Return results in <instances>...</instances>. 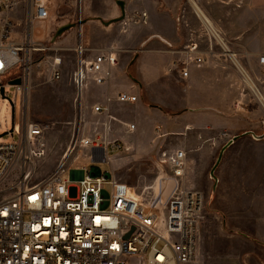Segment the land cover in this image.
Instances as JSON below:
<instances>
[{
	"label": "rangeland",
	"instance_id": "rangeland-1",
	"mask_svg": "<svg viewBox=\"0 0 264 264\" xmlns=\"http://www.w3.org/2000/svg\"><path fill=\"white\" fill-rule=\"evenodd\" d=\"M123 1L127 4V16L121 21L105 26L100 20L106 21L120 15L115 0H52L51 6L56 10H52L45 19L34 18L31 31L34 42L50 43L62 48L61 79L50 80L47 63L35 64L30 71L27 90L19 96V107L16 104L17 93L14 85L7 84L9 76L0 81L4 85V97L0 95V143L19 140L18 131H6L15 125L22 134L24 117L28 122L38 123L42 127V135L38 137L37 142L43 143L45 154L35 162L33 181L44 179L54 172L67 146L75 138L91 134L98 128L99 122L107 118L103 114L85 112V104L91 106L95 100L84 98L82 91L78 96L77 90L69 80V73L74 64L70 48L78 38L90 48L112 47L116 50L118 67L110 82L136 84L133 78L138 81L139 75L135 61L131 60L147 35L152 32L160 33L176 40L179 24L182 26L180 32L186 31L183 20H186L191 12L185 2L184 5L180 2L181 14L180 18L176 19L177 4L171 3V0H167V3L159 0ZM259 3L264 9V0H257V4ZM164 4L174 8V11L165 9ZM134 11H145L146 21L133 18ZM181 15H184V18ZM191 16L190 21L187 20L188 24L199 33L200 24L193 14ZM65 23L75 25L63 31L52 42L56 29ZM215 24L226 30L220 22ZM230 29L236 30L234 26ZM163 48L167 46L163 45ZM221 61L230 71V74L226 75L230 85L235 87L234 90L238 94H243L241 96L247 104L246 109H235L231 106L233 91L230 92V99L220 97L203 101L211 107L201 109L200 117L190 123L193 125L191 130L167 133L165 131L169 125L182 128L184 120L179 118L178 123L173 124V119L166 115L172 114L174 109L160 100L159 90L153 87L155 98H142V116L133 117L139 121L127 119L135 124L133 131L125 134L122 130L123 133L119 137L120 132L115 124L119 125L120 122H113L115 128L109 132V137L121 139L122 150L109 152L106 162H97L94 165L101 173H109L107 180L114 178L127 184L139 195L143 203L155 204L156 208L161 210L176 188L201 191L204 197V211L199 223V243L203 263L261 264L264 262V136L255 139L249 134L241 135L225 150L214 171L217 178L215 188L214 180L209 175L219 149L228 139L245 131L260 135L264 129L263 111L247 89H243L241 83L237 82L238 76L231 63L223 59ZM210 62L206 58L200 67ZM179 82L180 90L188 89L187 81ZM220 83L224 84L222 81ZM137 92L139 95V91ZM218 93L217 91L215 95ZM199 94L209 93L201 91ZM219 95L221 96L222 92ZM97 100L100 101L101 98ZM139 101L141 102L140 99ZM109 113L119 118L132 115V111L125 108ZM144 116L145 121L142 119ZM157 126L159 128H156ZM176 149L186 151L185 173L180 178L171 173L167 163V155ZM69 156L67 162L70 169L85 167L88 172L93 165L88 156V149H77ZM68 177L67 170L62 174V178ZM8 184L9 182L5 183ZM105 188L110 190V185L107 184Z\"/></svg>",
	"mask_w": 264,
	"mask_h": 264
},
{
	"label": "built area",
	"instance_id": "built-area-1",
	"mask_svg": "<svg viewBox=\"0 0 264 264\" xmlns=\"http://www.w3.org/2000/svg\"><path fill=\"white\" fill-rule=\"evenodd\" d=\"M187 1L200 32L171 61L170 70L186 78L190 66L199 67L206 61L205 53L212 59L227 60L264 115V73L261 76L245 67L229 47L224 31L198 1ZM50 11L51 0H0V81L6 76L19 78L20 83L14 85L17 97L26 92L35 64L47 63L50 80L62 77V48L32 39V20L47 18ZM132 16L145 22L147 13L134 11ZM70 50L74 64L69 80L78 96L90 82L107 84L118 67L112 47L90 48L78 38ZM258 63L264 68V54ZM112 98L133 103L138 97L119 91L114 97L106 96L103 103L93 104L94 114L107 117L101 121L102 129L75 138L56 170L44 179L32 180L35 162L45 154L43 143L37 142L42 135L38 123L24 117L19 140L0 143V264H204L199 243L204 211L201 191L176 188L161 210L129 195L127 184L107 180L109 173H101L94 165L106 162L109 152L123 148L118 139L109 137V123L114 119L109 113ZM241 106V99L234 102L235 109ZM125 126L134 129V124ZM77 149H88L93 164L88 172L85 167L70 169L69 155ZM185 158L183 149L167 155L175 177L184 175ZM67 170L69 177L62 178ZM107 184L110 190L105 188Z\"/></svg>",
	"mask_w": 264,
	"mask_h": 264
},
{
	"label": "crops",
	"instance_id": "crops-1",
	"mask_svg": "<svg viewBox=\"0 0 264 264\" xmlns=\"http://www.w3.org/2000/svg\"><path fill=\"white\" fill-rule=\"evenodd\" d=\"M159 1L167 3L169 0ZM197 1L200 6H204V12L214 23L219 24L220 22L225 27L226 30L223 31L227 37L229 47L233 51H236L238 53L242 64L254 72L257 71L258 73H260L259 75L262 76L264 73V68L258 63V57L261 54H264V9L262 8L261 4H257V0ZM58 2H60V0H58ZM180 2L183 3V5L185 2V5L189 6L187 0H171V3L177 4L175 7L176 19H179L181 14L180 8L182 4ZM126 5L127 4L124 3V17L127 16L125 11L127 10L125 9ZM164 5L166 6L165 9L169 10L170 12L174 11V8L171 9L167 4ZM54 9L55 8L51 6V11ZM189 11L191 12V10ZM192 14L193 13L191 12V15ZM191 15L188 14L186 17L187 19L183 20L185 21V33L180 32L182 31V26H180V24L177 26L176 40L168 35L166 36L154 32L149 33L147 35V38L143 40L146 41L143 45L144 49H141V53L139 52L137 58L135 59L136 71L139 75V80L135 81L136 84H117L115 82H110V79L109 82L104 85H95L90 82L84 88V90H82L84 98H92L95 100L93 104L103 103L106 96L114 97L115 94L119 91H126L137 95L138 98L133 103H119L115 100V98H112V100L109 102V111L116 112L124 108L132 111V115H128L127 118H119L117 115L111 114L114 117V119L110 120L109 123L112 131L115 128L113 122H120L118 123L119 125L115 124V126H117V131L120 132L119 137H121V133L123 132H125V134L131 132L125 126V124H133L128 122V120H134L135 122H138L139 120L134 119L133 117L137 115L142 116V111H144L142 109V98H155L154 94L152 93L153 87H156V89L159 90L160 100L164 101L166 105L174 109V112H172V114L166 115L173 119V124H177L179 118H182L184 120L182 128H173L172 125H169V128L165 131L167 133H172L179 130H183L185 132L191 130L193 128V125H191L190 123L193 119L200 117L199 114L202 113L201 109L211 107V105L205 104L203 101H207L209 99H218L220 97L230 99V92L233 91L234 92L232 93L233 98L231 101V106L234 105V102L236 100L241 99V109L247 108V104L241 96L243 94H238V92L234 90L235 87H233V85H230L227 79L228 77H226V75L230 74V71L225 67L226 64H221V62L223 61H221L222 59L219 57L215 56L212 59L209 58L208 53H205L204 57L208 58L211 62L206 63L202 67L199 66L200 68L190 66L189 73L186 78L180 77L178 71L170 70L169 67L171 61L175 58L180 57V51L182 50L183 46L191 37H195L198 34V30L196 28H192V26L188 24L187 20L189 18L191 19ZM181 16L184 18V15ZM96 18L99 17L96 16ZM231 26H234L236 30L232 31L230 29L232 28ZM156 34L163 38L165 42L156 37L149 39L150 36ZM163 45L167 46V48H163ZM202 48H204V46H202ZM179 80L183 82L187 81L188 89H186L185 91L180 90L178 88L179 86H181ZM220 81H222L224 84L220 83ZM237 82L240 84L239 79L237 80ZM137 91H139L140 96L138 95ZM201 91H206L209 94L201 95L199 94V92ZM217 91L219 93L222 92V95L220 96L219 93L215 95ZM98 98H101V100H97ZM139 99L141 100V102L139 101ZM84 111L93 113L92 105L88 106V104H85ZM142 119H144L143 121H145V116ZM99 124L100 125L98 126V129L101 130V121L99 122ZM156 128H159V126H157ZM120 140L121 139H119V141ZM217 264L225 263L219 262ZM261 264H264V262H261Z\"/></svg>",
	"mask_w": 264,
	"mask_h": 264
},
{
	"label": "water",
	"instance_id": "water-1",
	"mask_svg": "<svg viewBox=\"0 0 264 264\" xmlns=\"http://www.w3.org/2000/svg\"><path fill=\"white\" fill-rule=\"evenodd\" d=\"M116 4L119 6V9H120V15L117 16V17L110 18V19H108V20H106V21H104V20H100V22H101L103 25L107 26V25H109V24L112 23V22H118V21H121V20L124 18V3H123V1H122V0H116ZM80 22H81V21H80ZM82 22H84V20H83ZM74 25H75L74 23H65V24L60 25V26L56 29V31H55V33H54V35H53L51 41L54 42V41H55V38L58 37V36H60V35L62 34L63 31L69 29L70 27H73ZM153 37L159 38L161 41L165 42V40H164L163 38H161V37H160L159 35H157V34H156V35H152V36H150L149 39H150V38H153ZM145 42H146V41H142V42L139 44L138 50H137V52L134 54V56H133L131 62H134V61H135V59H136L137 56H138V51H140V50L142 49V47H143V45H144ZM129 77H130V76H129ZM133 80L136 81L134 78H133ZM19 83H20V79H19V78L11 79V80H9V81L7 82L8 85H16V84H19ZM0 95H1L2 97H4V85H2V84H0ZM12 107H13V106H12ZM12 131H13V126L9 129V131H6V132H10V133H12ZM6 132H4V133H6ZM4 133H3V134H4ZM246 134L251 135V136H252L253 138H255V139H261V138L264 136V129H263V133L260 134V135L255 134L253 131H245V132H242L241 134L234 135V136H232L230 139H228V140H227V141L221 146V148H220L219 151H218V155H217V157H216V159H215V162L213 163V165H212V167H211V169H210V171H209V175H210V177L214 180L213 188H215V187H216V184H217V178H216L215 175H214V171H215L217 165L220 163V160H221V158H222L223 153L225 152V150H226V149H227V148H228V147H229V146H230V145H231V144H232V143H233L238 137H240L241 135H246ZM0 135H2V134H0ZM126 236H127V235H126Z\"/></svg>",
	"mask_w": 264,
	"mask_h": 264
},
{
	"label": "bare ground",
	"instance_id": "bare-ground-1",
	"mask_svg": "<svg viewBox=\"0 0 264 264\" xmlns=\"http://www.w3.org/2000/svg\"><path fill=\"white\" fill-rule=\"evenodd\" d=\"M16 104H17V107H19V97H17ZM13 127H14V129H15L16 131L20 132L19 129H16V128H15V125H13ZM128 193H129V195H131V196L134 197V198L139 197V195H138L137 193H135V192L131 189V187H129V191H128Z\"/></svg>",
	"mask_w": 264,
	"mask_h": 264
}]
</instances>
